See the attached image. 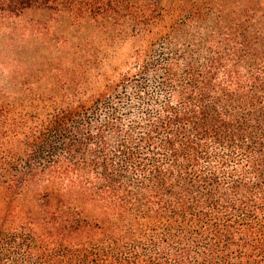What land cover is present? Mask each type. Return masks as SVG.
<instances>
[{"label":"trees","instance_id":"trees-1","mask_svg":"<svg viewBox=\"0 0 264 264\" xmlns=\"http://www.w3.org/2000/svg\"><path fill=\"white\" fill-rule=\"evenodd\" d=\"M174 1L0 0L141 36L2 95L0 264H264V0Z\"/></svg>","mask_w":264,"mask_h":264},{"label":"rangeland","instance_id":"rangeland-1","mask_svg":"<svg viewBox=\"0 0 264 264\" xmlns=\"http://www.w3.org/2000/svg\"><path fill=\"white\" fill-rule=\"evenodd\" d=\"M127 1L135 7L131 11L144 9L156 14L161 6L172 5L173 0H162L161 6L160 0ZM59 10L32 9L19 18H0V102H11L2 99L3 94L17 96L22 89L40 84L36 82L39 75H58L54 84L62 89V74H71L82 59L97 56L104 48L100 40L109 45L111 37L118 39L122 43L120 59L131 55L141 40V36L129 34L130 19L117 24H125L121 30L104 33L91 20L62 12V7ZM101 53L109 55L112 49L107 46Z\"/></svg>","mask_w":264,"mask_h":264}]
</instances>
